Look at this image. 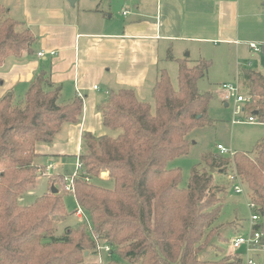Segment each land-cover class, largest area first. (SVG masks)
Instances as JSON below:
<instances>
[{
  "label": "trees",
  "instance_id": "trees-1",
  "mask_svg": "<svg viewBox=\"0 0 264 264\" xmlns=\"http://www.w3.org/2000/svg\"><path fill=\"white\" fill-rule=\"evenodd\" d=\"M35 43L33 32L0 2V65L7 57L32 53ZM166 59L177 63L176 87L162 68L150 90L153 107L132 88L109 91L97 110L103 128L120 132L115 137L82 133L79 159L91 181L77 180L75 197L91 228L66 226L57 233L65 215L61 187L28 205L19 203L44 172L36 145L52 143L63 124L79 123L82 99L63 101L60 85L44 69L23 97L12 90L0 97V264H98L92 259L96 242L110 247L105 264H244L239 253L217 246V258L199 256L216 236L223 240L212 227L224 201L217 171L227 176L234 170L248 189L259 217L251 228L264 246V141L250 154H202L181 186V169L168 163L188 153L191 130L210 123L213 95L200 92L197 82L211 61L200 58L191 65L170 51ZM238 80L249 98L243 111L264 124V73L248 68ZM101 172L113 181L112 188L92 182Z\"/></svg>",
  "mask_w": 264,
  "mask_h": 264
},
{
  "label": "crops",
  "instance_id": "crops-1",
  "mask_svg": "<svg viewBox=\"0 0 264 264\" xmlns=\"http://www.w3.org/2000/svg\"><path fill=\"white\" fill-rule=\"evenodd\" d=\"M0 2L36 36L32 53L7 57L0 65V97L10 90L24 94L42 69L60 85L63 101L82 95L80 122L63 124L52 143L36 146L37 164L45 169L42 160L53 161L56 172L66 170V157L76 156L84 131L105 134L97 104L109 91L129 87L139 99L145 98L163 68V53L170 51L181 59L173 53L187 51L184 57L188 58L189 46L197 43L234 45V63L221 68L223 80L219 83H224L237 81L250 68L249 61L243 63L248 58H244L246 49L251 50L248 44L264 41L252 37L255 33L248 31L249 19L240 25L243 14L247 18L262 15L254 5L246 10L245 0H75L73 5L67 0ZM263 23L260 19L258 25Z\"/></svg>",
  "mask_w": 264,
  "mask_h": 264
},
{
  "label": "rangeland",
  "instance_id": "rangeland-1",
  "mask_svg": "<svg viewBox=\"0 0 264 264\" xmlns=\"http://www.w3.org/2000/svg\"><path fill=\"white\" fill-rule=\"evenodd\" d=\"M246 6L248 8L246 10L251 9V6H256L259 11L262 13L261 16L255 15L247 18V15L244 16L243 14V22L240 25H244L245 19H249V32L255 33L253 38H264V23L262 25H258L259 20L264 21V0H245ZM101 7L105 8V4L102 3ZM252 10L253 9L252 7ZM247 12V11H246ZM257 27V28H256ZM241 30L243 29L242 26L240 27ZM247 30H246V33ZM260 40V39H257ZM257 46H262L264 41H254ZM35 45V44H34ZM250 48V47H249ZM251 49V48H250ZM189 51L191 54L188 56L189 64H195L196 59L203 58L206 60L213 61L207 67V72L205 76L197 82V89L200 92H209L213 95L208 111L207 116L210 120V123L205 124L202 127L195 128L190 131L188 134V140L190 142L189 151L186 155H183L179 158H176L168 163V167H179L182 172V179L180 185L185 187L188 182L190 168L194 164L201 163V156L205 153H212L216 155L228 156V154H221L217 149V145H222L225 149L233 151V152H244L250 154L253 152V148L257 142L264 141V124L261 123H232L233 118H237L243 121L247 120L248 113L241 112L240 114L234 116L233 111L235 107V103L233 99L225 100L222 98L223 89L221 88V68L223 65L229 63L233 64L235 61V46L234 45H220L219 47H215L212 45L197 43L194 46H189ZM187 51L184 53L181 50L176 53H173L175 57L183 58ZM163 58L160 60V66L167 69V72L170 76L172 84L176 87L177 85V63L174 60L166 59L167 54L163 53ZM201 56V57H200ZM247 56L248 58H246ZM14 57V56H10ZM8 57V59H10ZM243 63L247 64L246 62H250V68L260 71L264 73V56L262 53L254 51L253 49L248 50L244 54ZM14 59V58H12ZM223 80V79H222ZM229 82H238L240 93L245 94V88L243 84L239 82V80L229 81ZM151 90V89H150ZM150 90L148 91L147 95L145 96L143 101L149 102L150 105L153 107V99L150 96ZM18 94V93H17ZM16 95V94H15ZM22 95H16L17 97H23ZM225 103H228L226 106ZM239 105H244L239 103ZM106 135L111 137H115L120 130H110L103 128ZM39 145V144H38ZM37 146V145H36ZM36 149V148H35ZM80 150L77 154H80ZM76 154V155H77ZM66 165L63 172H56L55 169L51 170L49 173L41 172L34 183L30 185L27 190L22 194L19 198V203L22 205H28L33 200L42 194L50 193L51 186L54 187H61V176L62 173H72L74 170V165L76 161V156L66 157ZM50 161L46 159L42 160L44 165H48ZM53 162V161H52ZM55 163V162H53ZM56 164V163H55ZM61 164V163H59ZM40 166V165H39ZM42 171H44V167H41ZM57 169V168H56ZM211 169V168H210ZM232 170V168H231ZM214 172V171H213ZM231 172V171H230ZM53 173H60V174H53ZM230 173H228L229 175ZM228 175H220L218 171L215 174L216 179L219 181L218 184L224 187V190L220 193L221 196L224 195V201L222 203V208L219 216L212 224V227H215L219 231V235L223 238L219 239L214 238L213 245L209 246L205 252L199 256L201 258L206 259H215L218 255L217 247H221L224 253L234 254L230 247V240L234 236L239 234H244L249 229L250 223V214L251 211L247 205L249 201V192L246 186L243 185L244 193H235L232 188V184L228 180ZM52 178L56 180H52ZM92 182L103 186L105 188H112L113 181L107 178V173L102 174L100 173V177L93 178ZM62 195V204L65 209V215L61 219L60 222L57 223V233L61 234L64 231L66 226H85L84 223L76 216L74 213L77 206V201L75 195L71 193H61ZM237 253L242 257L244 264H246V252L244 246L237 250ZM258 259L256 260L255 264H264V250L257 251ZM85 255H87L85 253ZM105 256V255H104ZM103 256L102 264H105V257ZM94 261L97 262L96 259L98 257H92ZM122 264H130L125 261H121Z\"/></svg>",
  "mask_w": 264,
  "mask_h": 264
},
{
  "label": "built area",
  "instance_id": "built-area-1",
  "mask_svg": "<svg viewBox=\"0 0 264 264\" xmlns=\"http://www.w3.org/2000/svg\"><path fill=\"white\" fill-rule=\"evenodd\" d=\"M251 49L254 51H257L261 53V47L257 46L255 43H249L248 44ZM38 55H42V53H38ZM94 89H97V85L93 86ZM221 88L224 90L222 98L225 100L233 99L235 103L233 115L236 116L243 112V105H239V103H246L249 101V98L244 96L242 93H240L238 82H224L221 85ZM81 99L82 95L80 93L77 94ZM259 123L256 118L252 115H248L247 120L243 121L237 118L232 119V123ZM217 149L221 154H228L229 157H232L234 152L225 149L222 145H217ZM56 168L55 163L50 161L45 168L44 172L49 173L51 170H54ZM82 179L85 183H88L91 181V178L87 176L84 172L83 164L79 159V153L76 155V161L74 165V170L72 173H62L60 182H61V190L64 193H71L75 195V189H76V181ZM228 180L232 184L233 191L237 194L244 193L243 185L240 181L239 176L236 174L234 170L230 172L228 175ZM251 214H250V223H249V229L244 234H239L237 236H234L230 240V247L233 251L237 252V250L244 246L245 252H246V264H255L256 260L258 259L257 251L264 250V246L259 243L260 234L258 232L252 231V224L256 223L259 219L258 215L253 212L254 205L251 204L249 201L247 203ZM78 206V204H77ZM76 216L81 220L82 223L86 225L87 228H91L90 221L83 211V209L78 206L74 212ZM108 252H110V247L106 244H101L99 242H96V256L98 257L97 263L102 264L103 262V256L106 255ZM256 256V258H254Z\"/></svg>",
  "mask_w": 264,
  "mask_h": 264
},
{
  "label": "water",
  "instance_id": "water-1",
  "mask_svg": "<svg viewBox=\"0 0 264 264\" xmlns=\"http://www.w3.org/2000/svg\"><path fill=\"white\" fill-rule=\"evenodd\" d=\"M71 5H73L74 3H75V0H67ZM261 53H262V55L264 56V44L262 45V47H261ZM210 171L212 172L213 171V168H211L210 169ZM102 174H105V172H102ZM50 192L52 193V194H55V193H57V189L54 187V186H51V188H50ZM87 254V253H86ZM254 258H256V256L254 257Z\"/></svg>",
  "mask_w": 264,
  "mask_h": 264
}]
</instances>
